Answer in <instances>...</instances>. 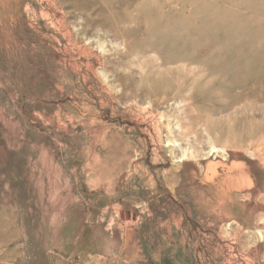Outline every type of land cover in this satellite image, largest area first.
<instances>
[{
    "label": "rangeland",
    "instance_id": "obj_1",
    "mask_svg": "<svg viewBox=\"0 0 264 264\" xmlns=\"http://www.w3.org/2000/svg\"><path fill=\"white\" fill-rule=\"evenodd\" d=\"M260 230L264 0H0V264H264Z\"/></svg>",
    "mask_w": 264,
    "mask_h": 264
},
{
    "label": "bare ground",
    "instance_id": "obj_2",
    "mask_svg": "<svg viewBox=\"0 0 264 264\" xmlns=\"http://www.w3.org/2000/svg\"><path fill=\"white\" fill-rule=\"evenodd\" d=\"M104 7H105V6H104ZM106 8H107V7H106ZM106 8H105V9H106ZM107 9H108V8H107ZM90 13H91V12H90ZM107 14H108V13H107ZM125 16H126V15H125ZM108 17H109V16H108ZM109 18H110V17H109ZM109 20H110V19H109ZM119 20H120V19H119ZM160 20H161V19H160ZM160 20H159V21H160ZM162 20H163V19H162ZM127 21H128V20H127ZM157 22H158V21H157ZM118 23H119V21H118ZM159 24H160V22H159ZM114 25H115V24H114ZM163 25H164V24H163ZM158 26H159V25H158ZM147 27H148V26H147ZM150 29H151V28H150ZM150 29H149V30H150ZM141 31H142V30H141ZM171 31H172V30H171ZM124 32H125V31H124ZM142 32H143V31H142ZM163 33H164V32H163ZM166 33H167V32H166ZM164 34H165V33H164ZM167 34H168V33H167ZM167 34H166V35H167ZM138 35H140V34H138ZM140 36L142 37V36H143V33H141ZM171 37H172V36H171ZM162 38H163V37H162ZM165 38H168V37H165ZM142 39H143V38H142ZM145 39H146V38H145ZM166 41L170 42V40H166ZM163 42H165V41H163ZM157 43H158V42H157ZM166 43H167V42H165V44H166ZM170 43H171V42H170ZM80 44H81V43H80ZM145 44H146V43H145ZM68 45H69V44H68ZM149 45H150V43H149ZM168 45H169V43H168ZM168 45H167V46H168ZM84 48H85V47H84ZM169 48H171V47H169ZM132 50H133V49H132ZM137 50H138V49H137ZM151 50H152V49H150L149 51H151ZM138 51H142V50H138ZM138 51H136V52H138ZM153 51H154V50H153ZM138 53H140V52H138ZM141 53H142V52H141ZM143 53H144V52H143ZM143 53H142V54H143ZM154 53H155V52H154ZM135 54H137V53H135ZM155 54H156V53H155ZM165 54H166V53H165ZM138 56H141V55H138ZM144 56H145V55H144ZM68 57H69V56H68ZM153 57H154V55H153ZM157 57H159V56H157ZM160 57H161V56H160ZM162 57H163V56H162ZM167 57H168V55H167ZM145 58H146V57H145ZM163 58H164V57H163ZM163 58H162V59L159 58V62L157 61V63H158L159 65H162L163 68H166V67H164V66H166V65H164V64H167V65H168V62H170L171 59H170V58H167V59L164 58V59H163ZM138 59H140V58H138ZM142 61H143V60H142ZM145 61L147 62L146 59H145ZM154 61H155V60H154ZM172 62H173V61H172ZM143 63H144V62H143ZM143 63L141 64L140 67H142ZM153 63H155V62H153ZM153 63H152V64H153ZM158 64H156V65H158ZM138 65H139V64H138ZM159 65H158V66H159ZM151 66H152V65H151ZM137 67H138V66H137ZM154 68H155V67H154ZM159 68H161V67H159ZM163 68H161V69H163ZM89 69H90V67H89ZM164 70H165V69H164ZM164 70H163V71H164ZM133 71H134V70H133ZM156 71H157V69H156ZM163 71L161 70V72H163ZM139 72H140V71H139ZM157 72H159V71H157ZM169 72H171V71H169ZM159 73H160V72H159ZM159 73H157V74L160 75L161 73H160V74H159ZM171 73H172V72H171ZM141 74H142V73H141ZM164 74H165V73H164ZM166 74H167V73H166ZM171 75H172V74H171ZM161 76H162V75H161ZM164 76H165V75H164ZM172 76H173V75H172ZM168 77H169V76H168ZM168 77H167V78H168ZM145 78H146V77H145ZM154 78H155V77H154ZM154 78H153V79H154ZM163 78H164V77H163ZM169 78H170V77H169ZM146 79H147V78H146ZM153 79H151V80H153ZM168 80H169V79H168ZM146 82H147V81H146ZM149 83H150V81H149ZM157 83H158V81H157ZM153 84H154V83H153ZM158 86H159V84H158ZM158 86L156 87V85H155V87H156L157 89L159 88ZM166 86H167V85H166ZM163 87H164V86H163ZM147 88H148V86H147ZM150 88H151V87H150ZM153 89H154V88H153ZM153 89H149V90H146V91H147L148 93L151 94L152 92H154ZM161 89H162V88H161ZM158 90H160V88H159ZM158 92H159V91H158ZM161 92H162V91H161ZM163 94H166V93L163 92ZM150 99H151V98H150ZM151 102H154V100L151 99ZM156 102H158V101H156ZM158 103H159V102H158ZM152 104H153V103H152ZM75 107H76V106H75ZM259 233H260L261 238H264V232L260 230Z\"/></svg>",
    "mask_w": 264,
    "mask_h": 264
}]
</instances>
